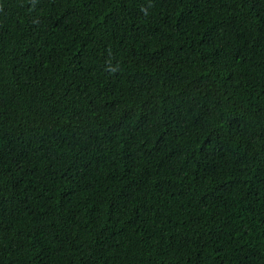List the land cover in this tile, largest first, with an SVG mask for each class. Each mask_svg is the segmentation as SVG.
Returning <instances> with one entry per match:
<instances>
[{
	"label": "trees",
	"instance_id": "trees-1",
	"mask_svg": "<svg viewBox=\"0 0 264 264\" xmlns=\"http://www.w3.org/2000/svg\"><path fill=\"white\" fill-rule=\"evenodd\" d=\"M0 264H264V0H0Z\"/></svg>",
	"mask_w": 264,
	"mask_h": 264
}]
</instances>
